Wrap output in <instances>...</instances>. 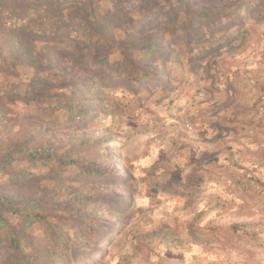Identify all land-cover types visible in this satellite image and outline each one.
<instances>
[{"label":"rangeland","instance_id":"374dc122","mask_svg":"<svg viewBox=\"0 0 264 264\" xmlns=\"http://www.w3.org/2000/svg\"><path fill=\"white\" fill-rule=\"evenodd\" d=\"M30 2L64 21L31 19L41 36L21 43L41 67L0 31V196L40 206L7 215L25 235L18 251L0 244V262L264 264V0H143L106 53L79 24L124 12L121 0ZM22 9L0 0L4 14ZM207 11L223 25L196 23ZM124 56L159 77L118 81ZM85 62L107 74L89 78ZM30 83L47 88L31 96ZM31 163L33 178L10 179ZM81 168L106 173L84 180ZM86 227L103 230L85 239ZM66 243L69 256L55 251Z\"/></svg>","mask_w":264,"mask_h":264},{"label":"trees","instance_id":"16d2710c","mask_svg":"<svg viewBox=\"0 0 264 264\" xmlns=\"http://www.w3.org/2000/svg\"><path fill=\"white\" fill-rule=\"evenodd\" d=\"M22 3H25V9L21 11H12L4 14L0 11V31L5 35L10 36V40L13 45H15V53L18 56L22 55L24 59L27 60L28 65H32L34 67H41L40 62L33 55L31 48L29 46L24 45L25 41H32L40 35V30L32 28L30 24L31 19H34V22H52L59 24L61 20V11L60 9L54 13V16H44L41 15L35 4H30V0H21ZM123 2V6L125 7L124 12L121 11H105L103 15H99L96 18L93 17L94 23L83 22L79 24L82 26L80 28L83 31V34L88 37V42L91 46L99 49L102 53H106L109 48L114 46L115 40L113 37V29L114 27L124 21L126 19L125 11L126 9L131 8L132 6L139 4L143 0H121ZM36 3V2H35ZM118 4V2H117ZM40 6H44L45 4H39ZM23 7V6H20ZM32 13H34V18L32 17ZM226 17L216 11H207L201 14L195 15L196 23L199 24H209L212 23L218 27L223 25V20ZM72 26H76L73 20H68ZM89 23V24H88ZM22 36L24 38H22ZM86 71L88 73V77H100L104 78L105 73L107 74V70H105L102 65L97 62H85ZM159 77L158 73L151 68L140 65L135 59L124 56L119 63L118 70L115 72V79L118 81H128L131 85H141L144 82L150 81L152 78ZM30 95H38L39 91H42L47 88L46 84L41 83H30L28 84ZM72 97L75 100L81 99L82 91L77 89V87L72 88ZM83 94V93H82ZM91 115V114H90ZM87 119V118H86ZM44 121V120H43ZM45 124L52 125L54 130L62 129L64 127H68L69 123L67 120H57V117H53L50 121L45 120ZM39 154L37 151L31 153V157H37ZM50 157H53L51 154ZM35 161V158L32 160ZM2 162H0L1 164ZM34 165V166H32ZM36 168V164H32L31 166L23 169L21 174L11 177L12 181H25L29 178H33L34 175L29 174V169ZM82 173L77 175L81 176L82 179H99L106 173V170L100 168H81ZM40 207L39 205H33L32 208L24 210V206L15 203L13 200L6 198L5 196H0V244L8 243L11 248L15 250H19L20 241L24 238V232L19 230L20 225H12L7 218V215L12 213L16 215H25L26 218H30L33 216L34 212ZM24 210V211H23ZM19 226V227H18ZM89 228H82L80 230V235L85 239H97L98 232L103 229L95 228L93 231H88ZM55 251H64L66 256H69L73 253V246L70 244H64L62 246L55 245ZM0 264H9L8 262H0ZM11 264V263H10ZM20 264H22L20 262Z\"/></svg>","mask_w":264,"mask_h":264},{"label":"built area","instance_id":"2783aa9c","mask_svg":"<svg viewBox=\"0 0 264 264\" xmlns=\"http://www.w3.org/2000/svg\"><path fill=\"white\" fill-rule=\"evenodd\" d=\"M187 127H188L189 129H191V126H190V125H188Z\"/></svg>","mask_w":264,"mask_h":264}]
</instances>
